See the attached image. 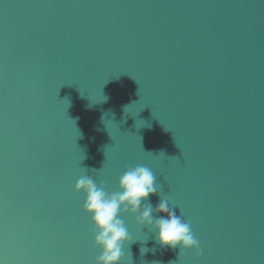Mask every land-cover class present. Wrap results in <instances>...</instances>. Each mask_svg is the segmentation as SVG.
Masks as SVG:
<instances>
[{"label": "water", "instance_id": "water-1", "mask_svg": "<svg viewBox=\"0 0 264 264\" xmlns=\"http://www.w3.org/2000/svg\"><path fill=\"white\" fill-rule=\"evenodd\" d=\"M137 165L203 254L121 264H264V0H0V264H97L76 183Z\"/></svg>", "mask_w": 264, "mask_h": 264}, {"label": "clouds", "instance_id": "clouds-1", "mask_svg": "<svg viewBox=\"0 0 264 264\" xmlns=\"http://www.w3.org/2000/svg\"><path fill=\"white\" fill-rule=\"evenodd\" d=\"M138 95H140V88ZM91 106L93 105L90 104ZM167 158L179 161L175 157ZM92 171L96 173L95 169ZM87 173L88 170L85 169V174L76 183L75 193H83L86 197L83 211L92 217V224L95 228L94 246L102 252L97 264H121L125 244L133 242L129 240L123 219L128 215L136 218V223L140 228L147 227L157 233L156 242L161 247L175 250L179 246L178 260L188 251L194 252L196 258L202 256L200 242L192 230L191 223L184 222L181 216H177L164 196H161V201L155 209L148 202L151 196L162 191L151 169L144 165L127 169L120 177L119 191L111 194L106 191L103 184H97L93 175ZM154 212L164 215L156 218ZM148 251L147 248L141 249L142 255Z\"/></svg>", "mask_w": 264, "mask_h": 264}]
</instances>
